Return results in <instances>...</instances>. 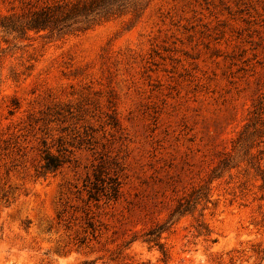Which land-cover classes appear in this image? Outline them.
<instances>
[{
	"label": "rangeland",
	"instance_id": "rangeland-1",
	"mask_svg": "<svg viewBox=\"0 0 264 264\" xmlns=\"http://www.w3.org/2000/svg\"><path fill=\"white\" fill-rule=\"evenodd\" d=\"M263 94L264 0L0 31V264H264V121L237 144ZM159 226L166 255L142 241Z\"/></svg>",
	"mask_w": 264,
	"mask_h": 264
},
{
	"label": "trees",
	"instance_id": "trees-1",
	"mask_svg": "<svg viewBox=\"0 0 264 264\" xmlns=\"http://www.w3.org/2000/svg\"><path fill=\"white\" fill-rule=\"evenodd\" d=\"M138 2L139 0H77L73 4L44 3L24 15L14 14L0 16V31L25 35L30 30H62L80 21L82 17H88L101 12L109 13L120 11L129 6H137ZM251 113L252 121L244 128L237 141L239 146L243 148L249 147V149L253 147L250 144H254L253 141H255V137L260 133L258 124L264 121V94L253 104ZM232 158L233 157L230 155L224 156V158L220 160L218 168L228 166ZM43 159V168L45 171H55L63 163L61 157L55 156L49 152H45ZM262 173H264V171ZM117 184V186H113L115 197L119 195L121 190L120 182ZM90 197L94 196L91 194ZM189 209L190 206L181 203L178 205L176 212L183 213ZM261 223L264 226V214ZM163 231V226L152 228L144 234L142 241L151 244V246H158L162 253L166 255L165 245L161 241Z\"/></svg>",
	"mask_w": 264,
	"mask_h": 264
}]
</instances>
